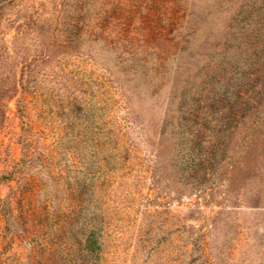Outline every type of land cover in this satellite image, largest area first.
Returning <instances> with one entry per match:
<instances>
[{
    "label": "rangeland",
    "instance_id": "374dc122",
    "mask_svg": "<svg viewBox=\"0 0 264 264\" xmlns=\"http://www.w3.org/2000/svg\"><path fill=\"white\" fill-rule=\"evenodd\" d=\"M0 264H264V0H0Z\"/></svg>",
    "mask_w": 264,
    "mask_h": 264
}]
</instances>
